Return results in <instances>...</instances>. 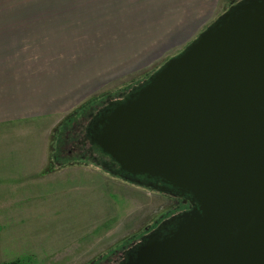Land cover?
<instances>
[{
	"label": "water",
	"instance_id": "obj_1",
	"mask_svg": "<svg viewBox=\"0 0 264 264\" xmlns=\"http://www.w3.org/2000/svg\"><path fill=\"white\" fill-rule=\"evenodd\" d=\"M91 129L116 176L194 206L126 264H264V0L232 6Z\"/></svg>",
	"mask_w": 264,
	"mask_h": 264
},
{
	"label": "rangeland",
	"instance_id": "obj_2",
	"mask_svg": "<svg viewBox=\"0 0 264 264\" xmlns=\"http://www.w3.org/2000/svg\"><path fill=\"white\" fill-rule=\"evenodd\" d=\"M233 1L0 0V49L8 47L9 40L24 46L26 53L42 49V72L51 73L54 80L49 99L56 116L51 126L60 125L84 104L97 98L106 99L107 105L118 100L123 89L143 83ZM30 55L27 61L36 57ZM76 118L57 144L58 168L49 162L46 169L47 176L60 173L59 186L55 184L60 195L54 203L62 229L51 236V255L58 254L57 249L60 255L50 264H109L132 241L171 216L178 203L111 174L87 153H77L76 126L84 115ZM56 127L50 150L55 147ZM5 239L6 231L0 230V263L48 264L18 257L6 261Z\"/></svg>",
	"mask_w": 264,
	"mask_h": 264
},
{
	"label": "crops",
	"instance_id": "obj_3",
	"mask_svg": "<svg viewBox=\"0 0 264 264\" xmlns=\"http://www.w3.org/2000/svg\"><path fill=\"white\" fill-rule=\"evenodd\" d=\"M7 45L0 49V230L6 231V261L18 257L50 264L60 255L58 249L51 255L52 233L56 237L62 229L54 203L59 200L55 184L60 173H46L50 138L58 125L51 126L56 116L49 99L54 80L42 72V49L26 53L10 40ZM29 55L36 57L27 61Z\"/></svg>",
	"mask_w": 264,
	"mask_h": 264
},
{
	"label": "flooded vegetation",
	"instance_id": "obj_4",
	"mask_svg": "<svg viewBox=\"0 0 264 264\" xmlns=\"http://www.w3.org/2000/svg\"><path fill=\"white\" fill-rule=\"evenodd\" d=\"M241 1L243 0H234L233 2L235 3L233 2H232L233 4L230 3L229 8L227 10H229L232 6L238 4ZM122 98L123 95L120 96L118 99H122ZM110 102L111 101L108 102V105ZM108 105L106 106L103 105V107L99 108L98 110H96L91 114H88L81 120V122L76 127L77 128L76 131H77V135H79V139L77 141L78 144L76 146L77 148L75 147V149H77V153L83 152L84 154L87 153L88 155L92 156L94 162L98 166H100L102 169L109 171L111 174L129 176L128 174L121 172L119 167L114 162H112L108 156L101 155V153L99 154V152L96 149V145L93 144L91 140L90 130H92L91 127L93 125V122L95 121V119L98 118L99 114L102 112V109H104ZM78 148H81V150ZM137 180L144 186L153 184L159 188L163 187L165 189L164 193L174 198L177 201L178 206L176 207V211H174V213L171 216H169L164 220H161L158 224L155 225L153 229H149L145 234L141 235L137 240L132 241L130 243V246H128L127 249L121 251L118 257L114 258L109 264H126L129 258L135 255V252L140 244H144L147 242H154L168 237L170 233L176 229L174 223L178 222L177 220H175L174 222V220L172 219L174 217L180 216L185 212H189L194 208V206H191L189 199L190 197L182 196L178 191H175L169 186L162 184L159 180L149 179L145 176H139L137 177Z\"/></svg>",
	"mask_w": 264,
	"mask_h": 264
},
{
	"label": "trees",
	"instance_id": "obj_5",
	"mask_svg": "<svg viewBox=\"0 0 264 264\" xmlns=\"http://www.w3.org/2000/svg\"><path fill=\"white\" fill-rule=\"evenodd\" d=\"M154 73V72H153ZM152 74L149 75V77L151 76ZM130 90V88H127V89H123V92L119 93L118 95H125L128 91ZM105 97H109V98H112V96L108 95V96H105ZM110 101V100H109ZM105 102H106V99H102V100H99V99H94L86 104H84L80 110L78 111H75L76 113L72 114L70 117H68L66 120H64V122L60 125H58L55 129V131L53 132V137H54V145L55 147L53 146V149L51 148L50 150V164H51V168H58L57 167V164L60 162L59 161V157H58V152H59V148L56 149L57 147V144L58 142H60V138L62 137V135L65 133V131L71 127L74 123H76L77 121V116L78 115H84L87 116L88 114H91L93 112H95L96 110H98L99 108L106 106L105 105ZM107 104V103H106ZM78 126V125H77ZM76 126V127H77ZM74 127V125L72 126ZM73 134V133H72ZM97 151L99 152V154L101 153V155H104L100 149L98 147H96ZM57 150V151H56ZM106 156V155H104ZM60 164V163H59ZM74 164V163H73ZM64 165H66V163L64 162ZM70 165V164H69ZM3 264H6V263H3ZM8 264H22L20 261H16V262H12V263H8Z\"/></svg>",
	"mask_w": 264,
	"mask_h": 264
}]
</instances>
